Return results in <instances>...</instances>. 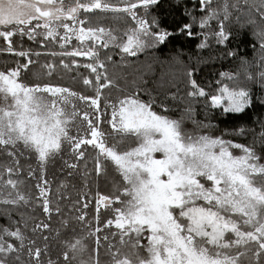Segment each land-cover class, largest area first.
Listing matches in <instances>:
<instances>
[{"label":"trees","instance_id":"1","mask_svg":"<svg viewBox=\"0 0 264 264\" xmlns=\"http://www.w3.org/2000/svg\"><path fill=\"white\" fill-rule=\"evenodd\" d=\"M108 2L126 6L122 0ZM222 3L223 0H213L212 7ZM228 3L237 5L231 9L229 19L224 20L221 15L209 20L203 29L199 24L208 11L201 10L199 0H158L147 9L137 7L133 10L135 15L148 22L151 32L167 35L163 43L155 38L135 56L127 55L116 46L121 43L119 38L125 41V33L138 26L130 14L81 10L79 18L86 20L83 27H102L118 37L106 48L101 43L94 46L99 61L105 65L97 68L101 75L99 82L97 73L82 66L93 63V59L61 55L77 49L87 50L91 45L89 40L81 44L73 38L61 47L59 42L45 38L44 29L37 27L30 32L32 38L19 33L13 35L12 51H9V43L0 37V72L19 67L18 81L27 86L49 85L77 94L72 97L73 104L66 106L68 112L77 113L68 124L73 139L62 141L59 152L41 162L38 154L22 142L7 150L0 146V192L3 193L0 200L14 199L17 193L26 197L17 205L0 203V229L19 228L24 238L21 247L20 240L5 236V241L12 243L16 251L0 254L4 264H96L97 260L99 264H114L124 257L136 264L138 258H148L147 232L138 238L139 246L134 247L135 235L131 239L122 238L121 230L107 225L116 217L114 209L122 206L114 201L128 199L123 195L126 181L94 146L73 147L76 138L86 134L83 127L89 125V120L102 133L100 139L105 146L114 147L119 153L135 147L134 136L114 131L110 123L112 106H118L127 97L152 102V110L157 114L180 121L186 136L219 137L252 148L260 157L257 163L264 165V77L260 75L264 72V48L260 46L264 42V19L258 11L262 0H247V4L245 0H228ZM221 22L228 35L225 40L216 35ZM185 25H191L192 35H188ZM205 42L207 46L200 47ZM18 52H25L27 56L16 55ZM85 79L92 83L85 84ZM192 80L205 91V96L189 95L195 91ZM105 83L107 87L102 86ZM225 86L249 93L250 104L242 113H225L222 107H212L211 97L220 95ZM80 96L90 99H78ZM91 99L98 100V109L91 105ZM85 113L88 120L84 119ZM231 151L234 155L241 154L239 149ZM253 179L258 186L264 185V175ZM8 180L16 184L15 189L6 184ZM41 189L46 196H41ZM44 199L49 201L47 213L43 210ZM229 237L230 233L226 238ZM76 240L81 245L73 252L69 245ZM248 248L247 254L240 257V264H264V253L257 261L253 254L257 246L253 243ZM37 249L39 259L34 256ZM243 250L233 249V252ZM65 253L69 260L64 259Z\"/></svg>","mask_w":264,"mask_h":264},{"label":"snow or ice","instance_id":"2","mask_svg":"<svg viewBox=\"0 0 264 264\" xmlns=\"http://www.w3.org/2000/svg\"><path fill=\"white\" fill-rule=\"evenodd\" d=\"M122 2L126 6L114 5L108 0H69L67 4L65 0H0V26L7 29L0 30V37L9 43L8 50L12 51L10 38L18 33L32 38L28 26L34 20H42V24L37 23L32 27V32L36 27H43L47 30L46 38H55L59 35L57 29L62 28L64 34L60 35V39L65 42L75 36L81 44L85 40L99 41L106 48L118 37L102 27L85 28L83 25L86 20L79 18L81 10L92 12L99 9L128 13L136 20L138 27L129 29L125 33L126 41L119 38L121 43L116 45L127 55L135 56L142 50L146 36H155L158 42H164L167 34L151 32L148 22L138 18L133 11L137 7L147 9L157 4L158 0ZM199 3L202 11H208L200 21L199 27L202 29L208 26L209 20L221 15L224 20L229 19L231 9L237 8L236 4H229L228 0H223L218 7H212L213 0H199ZM261 9H264V0L258 9L261 19H264ZM64 20L74 21L80 26L77 28L64 23ZM56 21L60 23L56 24ZM185 28L189 30L188 35H192L191 25H185ZM68 33H72V36ZM216 35L221 40L228 39L222 22ZM103 36L108 39L104 40ZM206 46V42L200 45ZM260 46L264 48V42ZM61 47L64 45L61 44ZM16 55L27 56V53L18 52ZM61 55L93 59V63L82 66L97 73L96 80L100 81L101 75L97 68H104L105 65L99 61V53L91 45L87 46V50L77 49ZM23 67L26 69L27 65ZM19 72V67L9 73L0 72V146L7 150L22 142L44 162L50 155L59 152L62 141L73 139L69 135L68 124L77 113L75 110L68 112L66 106L73 104L72 97L77 94L67 88L49 85L27 86L18 81ZM222 75L231 79L227 74ZM260 75L264 77V72ZM104 79L107 80L106 77ZM84 83L91 84L92 81L85 79ZM108 83L102 86L107 87ZM191 84L195 91L189 95H206L195 80ZM49 95L54 99H49ZM78 99L90 98L80 96ZM118 103L119 107L112 106L110 123L113 130L134 136L137 146L123 153L114 147H106L103 140L99 139L102 133L89 120L91 139H77L73 147L79 149L82 144L92 145L114 161L121 171L128 184L123 195L128 199L117 198L114 201L122 206L114 209L117 214L115 220H109L107 225L114 224L120 229L122 238L129 236L131 239L135 234L137 239L134 247L139 246L138 238L144 232L149 233V256L146 259L138 258V264H240V257L247 254L250 250L248 245L253 243L257 246L253 254L259 261L264 253V185L258 186L253 178L264 175V165L257 163L260 157L254 150L219 137L186 136L181 131L180 121L157 114L152 110V102L145 103L138 98L127 97ZM211 103L212 107H222L225 113H242L249 106L250 98L246 90L225 86L221 88L220 95L211 97ZM91 105L98 109V100L91 99ZM84 119L88 120L86 113ZM231 149H239L242 154L234 155ZM156 153H161L162 158H156ZM8 171L11 172V169ZM6 184L16 188L12 180ZM0 195L3 193L0 192ZM8 195L11 197L12 193ZM41 196H46L44 189H41ZM25 200L24 195L17 193L16 198L3 199L0 203L17 205ZM43 210L49 212L47 199L43 201ZM42 227L46 228L47 225ZM229 233L231 237L226 238ZM5 236L20 240L23 246L24 238L19 228L14 231L2 228L0 254L16 251L12 243L5 241ZM79 245L81 241L76 240L69 247L75 252ZM233 249L244 250L233 252ZM34 256L39 259V249L34 252ZM64 259L69 260L67 253ZM0 264L4 262L0 260ZM96 264H99L98 260ZM115 264H134V261L124 257L115 260Z\"/></svg>","mask_w":264,"mask_h":264},{"label":"rangeland","instance_id":"3","mask_svg":"<svg viewBox=\"0 0 264 264\" xmlns=\"http://www.w3.org/2000/svg\"><path fill=\"white\" fill-rule=\"evenodd\" d=\"M68 2H65V4H67ZM64 23H68V24H70V25H74L75 27H77L78 28V26H76L75 24H74V21H69V20H64L63 21ZM37 23H43V21L41 20V21H33L32 22V25H29L28 26V30L30 31V32H32L31 31V29H32V27L34 26V25H36ZM56 24H59L60 23V21H56L55 22ZM3 26H0V28H2ZM138 27V26H137ZM37 28V27H36ZM35 28V29H36ZM37 29H44L43 27H39V28H37ZM46 29H44V31H43V35H44V37L46 38ZM107 31V30H106ZM57 32H58V34L59 35H57L55 38H53V37H49V38H51V40H54L55 42H59L60 44H67L69 41H67V42H65L64 40H62V39H60V35H63L64 34V29H62V28H58L57 29ZM68 35L69 36H72V33H68ZM73 38H75V36H72V39ZM127 38V37H126ZM103 39L104 40H107L108 39V37L107 36H103ZM154 39H155V37L154 36H146V37H144V40H145V46L147 45V44H149L150 42H154ZM79 41V40H78ZM86 41V40H85ZM90 41V40H89ZM126 41V40H125ZM100 42L99 41H90V44L92 45V48H94V46L96 45V44H99ZM110 43H114V42H110ZM11 71V70H10ZM10 71H8V72H6V73H9ZM31 87V86H30ZM52 87H54V86H52ZM45 95H47V94H45ZM49 99H54V97H51L50 95H49ZM117 107H119V105L117 106ZM111 120H112V117H111ZM117 120H118V118H117ZM111 125H112V123H111ZM84 129H86V134L85 135H83V136H81V137H77L76 138V140L77 139H80V138H83V139H91V128L89 127V125H85V127H83ZM100 139V138H99ZM76 142V141H75ZM137 146V145H136ZM107 147V146H106ZM98 149V148H97ZM99 150V149H98ZM130 150V149H129ZM99 152H100V150H99ZM101 153V152H100ZM101 154H103V153H101ZM242 154V153H241ZM105 155V154H104ZM105 157L106 158H108L106 155H105ZM155 157L156 158H162V154L161 153H156L155 154ZM111 162H112V164L115 166V168H116V171L118 172V174L119 175H121L122 176V174H121V171L119 170V168L116 166V164H115V162L114 161H112L110 158H108ZM122 178H123V176H122ZM127 183V182H126ZM127 187H128V184H127ZM104 204V203H103ZM102 203H101V205H103ZM117 215V214H116ZM114 220H115V218H114ZM113 220V221H114ZM113 227L114 228H116L115 226H114V224H113ZM117 229V228H116ZM118 230H120V229H118ZM133 235H135V234H133ZM148 235H149V233H148ZM147 235V236H148ZM148 256H149V254H148ZM115 264V263H114ZM136 264H138V263H136Z\"/></svg>","mask_w":264,"mask_h":264}]
</instances>
